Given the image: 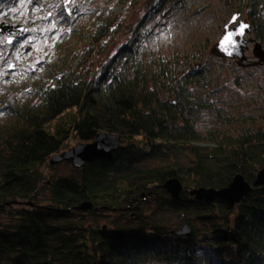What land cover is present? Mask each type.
<instances>
[{
	"label": "trees",
	"instance_id": "1",
	"mask_svg": "<svg viewBox=\"0 0 264 264\" xmlns=\"http://www.w3.org/2000/svg\"><path fill=\"white\" fill-rule=\"evenodd\" d=\"M235 1L264 47V0ZM141 3L145 13L126 42L100 60ZM183 4L112 0L81 32L86 46L30 85L34 102L11 107L13 117L0 125V215H7L0 264H264V185L233 205L190 193L220 189L236 174L255 179L264 166V112L234 115L213 102L209 67L200 62L204 46L141 49L146 21ZM208 113L218 121L206 128L199 117ZM100 133L120 139L112 156L81 168L51 163L68 140L89 143ZM154 159L161 164L144 165ZM61 163L72 172L46 171ZM170 178L181 182L178 197L163 187ZM154 196L164 201L154 200L158 208L184 218L188 235L138 210L112 227L87 221Z\"/></svg>",
	"mask_w": 264,
	"mask_h": 264
},
{
	"label": "rangeland",
	"instance_id": "2",
	"mask_svg": "<svg viewBox=\"0 0 264 264\" xmlns=\"http://www.w3.org/2000/svg\"><path fill=\"white\" fill-rule=\"evenodd\" d=\"M64 1L0 0V125L13 117L11 107L34 102L30 85L47 74L49 64L56 65L60 59L86 46L87 43L78 42L81 32L95 20L98 12L104 11L112 3V0H75L70 7L76 6V11L64 17ZM145 10L146 4L141 3L132 11L119 33L110 38L109 48L102 53L100 60L126 42L130 27L142 17ZM235 13L239 14L237 21H247L246 11L238 8L235 0H184L183 5L169 8L163 14L146 21L142 33L147 34L148 38L142 41L141 49L169 53L204 46L200 62L204 67H209L211 84L208 90H211L213 102L222 111L234 115L257 114L264 112V65L257 64L253 55V32L245 35L249 41L248 49L245 50L248 58L246 64L222 56L217 49L225 25ZM5 25L23 27L24 36L10 43L8 38L19 32L13 29L7 32L2 29ZM200 92L204 94L207 91ZM199 118L201 126L206 128L218 121L213 113ZM74 143L75 140L70 139L64 146L69 148ZM157 164H161L158 159L144 162L145 166ZM46 171L51 174H68L72 172V166L61 163ZM154 200L164 203L154 196L146 201H138L139 207L129 209L124 214L100 213L90 215L87 221L112 227L114 223L132 221L138 210L145 217L154 213L152 219L155 223H167L168 227L179 229L184 218L179 220L178 214L158 208ZM6 219L5 213L0 215L1 221Z\"/></svg>",
	"mask_w": 264,
	"mask_h": 264
},
{
	"label": "water",
	"instance_id": "3",
	"mask_svg": "<svg viewBox=\"0 0 264 264\" xmlns=\"http://www.w3.org/2000/svg\"><path fill=\"white\" fill-rule=\"evenodd\" d=\"M69 1L67 0V2ZM238 15V13H235L226 23L224 31L218 40L217 49L222 56L230 59L236 58L240 63L245 64L248 62L245 50L249 46V41L245 35L251 31V25L248 21H237ZM12 29L18 31L19 35L24 30L21 26L11 27L10 31ZM228 33H232L233 35L231 43L226 45L227 51H225V45H222L221 41ZM13 38H8V41H12ZM253 42V55L257 59V63L264 65V47L257 40H253ZM120 142V139L116 136L100 133L92 142L76 144L64 150L61 154L54 155L51 158V163L64 160L70 162L74 167L81 168L86 162L112 156L119 148ZM262 185H264V166L257 171L255 179L252 182L247 181L242 174H236L228 185L220 189L200 187L190 190V193L198 200L213 201L215 199H223L233 205L240 202L254 187ZM163 187L173 197H178L182 191L181 182L177 178L168 179L163 184ZM90 207L91 204L88 202L81 206L83 209ZM174 233L188 235L190 233L189 225L183 224L180 229L174 230Z\"/></svg>",
	"mask_w": 264,
	"mask_h": 264
},
{
	"label": "flooded vegetation",
	"instance_id": "4",
	"mask_svg": "<svg viewBox=\"0 0 264 264\" xmlns=\"http://www.w3.org/2000/svg\"><path fill=\"white\" fill-rule=\"evenodd\" d=\"M74 1L75 0H70L69 2H67V0L64 1L63 8H62L63 9L62 11L64 12L63 13V16L64 17L70 16L69 15V11H71V13H73V12L76 11V6H73L72 8L70 7V6L74 5ZM11 27H13V26H11V25H5L4 27H2V29H6L7 32H10V28ZM13 33L14 32H12L11 34H13ZM21 36H24V35L23 34H21V35L15 34L14 36H12V37H14L12 41H14V42L18 41L17 39H20ZM256 63H257V61H256Z\"/></svg>",
	"mask_w": 264,
	"mask_h": 264
},
{
	"label": "snow or ice",
	"instance_id": "5",
	"mask_svg": "<svg viewBox=\"0 0 264 264\" xmlns=\"http://www.w3.org/2000/svg\"><path fill=\"white\" fill-rule=\"evenodd\" d=\"M72 13H71V11H69V15H71ZM235 19V18H234ZM242 27H246V26H242ZM232 33H228L224 38H223V40L221 41V44L222 45H225V48H224V50L225 51H227V48H226V45L228 44V43H231V37H232ZM10 43H11V41H9Z\"/></svg>",
	"mask_w": 264,
	"mask_h": 264
}]
</instances>
